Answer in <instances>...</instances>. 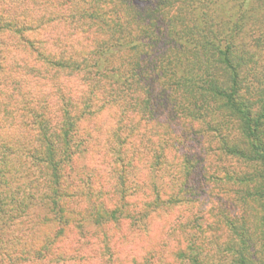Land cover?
Returning a JSON list of instances; mask_svg holds the SVG:
<instances>
[{"label":"trees","instance_id":"trees-1","mask_svg":"<svg viewBox=\"0 0 264 264\" xmlns=\"http://www.w3.org/2000/svg\"><path fill=\"white\" fill-rule=\"evenodd\" d=\"M0 264H264V0H0Z\"/></svg>","mask_w":264,"mask_h":264},{"label":"rangeland","instance_id":"rangeland-1","mask_svg":"<svg viewBox=\"0 0 264 264\" xmlns=\"http://www.w3.org/2000/svg\"><path fill=\"white\" fill-rule=\"evenodd\" d=\"M203 219H204V217H200V218H199V221L202 222ZM91 241H92V240H91ZM133 241H135V240H132L131 242H133ZM135 247H138V246H137V245H134V244H131V245H129V247H128L127 249L130 250L131 252L135 253V252L133 251V249H134ZM86 251H87V250H86ZM121 258H127V256L124 255V256H122ZM79 259L81 260L80 257H79Z\"/></svg>","mask_w":264,"mask_h":264}]
</instances>
